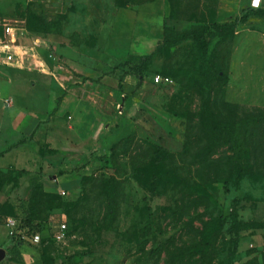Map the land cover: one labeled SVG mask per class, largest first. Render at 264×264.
<instances>
[{"label":"rangeland","instance_id":"obj_1","mask_svg":"<svg viewBox=\"0 0 264 264\" xmlns=\"http://www.w3.org/2000/svg\"><path fill=\"white\" fill-rule=\"evenodd\" d=\"M123 1L0 0L1 54L11 55L4 46L16 36L49 69L70 70L76 85L110 88L115 115V134L107 142L71 144L70 151L49 138L30 137L16 139L9 149L3 125L10 116L1 100L11 89L3 71L0 249L6 256L0 264H264V18L254 15L264 0L259 8L252 0H156L157 16L144 9L136 19L116 14ZM214 24L236 28L204 37L208 57L228 81H207L203 109V48L193 38L171 48L162 42L165 28L183 34ZM149 55L143 77L126 75ZM40 74L44 95L35 98L45 108L42 118L49 119L64 93L47 71ZM157 76L168 81L156 83ZM204 110L218 128L250 116L261 121L237 129L233 139L241 145L235 148L222 137L214 143ZM27 212L41 229V241L20 245L16 253L6 226ZM221 222L210 245L201 247L205 229Z\"/></svg>","mask_w":264,"mask_h":264},{"label":"crops","instance_id":"obj_2","mask_svg":"<svg viewBox=\"0 0 264 264\" xmlns=\"http://www.w3.org/2000/svg\"><path fill=\"white\" fill-rule=\"evenodd\" d=\"M144 9L148 10L146 14L157 16L156 13H160V2L152 1L137 10L118 9L116 14L126 16L132 13L134 17L130 18L136 19L140 13H144ZM155 30L152 28V31L159 36L160 31ZM161 32H163V28ZM11 38L4 46L9 49L8 51H11V55L8 57L2 55L1 51L6 53V50H0L1 58L4 56L0 61V80L4 75L3 71H5L6 80L11 89V92L8 91L7 93L8 96L5 95L6 100H1L6 115L10 116L7 120L9 123L3 125L8 127L6 138L12 141L11 144L9 143L11 145L9 149L15 147L16 142L13 143V141L16 139L18 142H24L33 137L34 141L49 138V141L57 144L58 147L71 151V144L87 146L92 142H98V140L99 142H107L109 138L114 136L115 133L110 127L112 117L115 116L108 103V99H110L108 97L112 95L110 88H104L103 84L96 85L88 81L76 85L78 82L71 80L74 79V76L70 70L60 72L62 70L59 69L58 65L49 69L38 54H27L25 50L28 47L17 43L16 36ZM55 67L58 69L56 70ZM46 71L56 82L54 83L57 90L64 93L58 110L55 111L56 115L49 119L42 118L46 116V113L43 112L45 108L40 106L42 103L37 104L38 100L35 98L37 94L42 93L44 95L40 88L44 86L43 78L45 76L40 73ZM108 92L109 96L107 95ZM7 101H10V104ZM51 103L52 99H49L47 103L49 110L52 107ZM67 114L70 115L65 119ZM62 119L63 121H61ZM45 159L49 161L51 158ZM60 160H62V165H69V161H66L65 158L57 159L58 162Z\"/></svg>","mask_w":264,"mask_h":264},{"label":"trees","instance_id":"obj_3","mask_svg":"<svg viewBox=\"0 0 264 264\" xmlns=\"http://www.w3.org/2000/svg\"><path fill=\"white\" fill-rule=\"evenodd\" d=\"M114 2L117 0H113ZM126 1V2H125ZM124 3H121L120 5H117L119 9L126 8L128 6V3L133 5H144L148 4L154 0H125ZM118 4V3H117ZM260 7V6H259ZM258 7V8H259ZM254 15L264 18V9L263 10H257ZM248 19V16L245 15L242 17L241 22H245ZM236 28V24H224V25H211V26H204V27H198L193 32H187L183 34H177L175 32H172L171 30L164 29V38L162 44L167 47L171 48L175 44L181 43L186 38H193L199 42L201 47L203 48V54L201 55L200 65H199V71H198V79L201 86V94L203 98V109H206V106L209 101V92L205 88L207 81L209 79H215V80H222V81H228L227 75H225L218 67H216L215 62L213 58L208 57V45L205 43L204 37L208 35L211 31H217L219 33L223 34H233L234 30ZM152 55L146 56L141 60L140 65L137 68H133L130 72H128L126 75H137L139 78L143 77L146 67L151 64L152 61ZM125 77V76H124ZM124 77L119 78V82L122 83ZM198 83V81H196ZM119 85V84H118ZM206 110H204L203 116H204V124L206 132L209 135L214 136V143H218L219 137H222V139H229L231 142V145L235 148H240L241 143L238 141H235L233 139L235 132H237L238 128H248L251 126L256 125L257 123H260L261 119L256 116H250L246 119L242 120L240 123L236 124L235 126H221L216 127L213 126L209 119V113ZM240 153H243L242 150H239ZM2 157V154H0V158ZM159 189L155 187V192L158 193ZM25 218H21V220L16 219L20 222V232L22 235H24L27 238H33L36 235H40L41 229L39 226L34 222L33 215L31 212L24 213ZM223 222L218 224L217 226L210 225L205 229L204 232V238L206 239V244L202 245L201 247L207 248L214 235L219 231V229H222ZM10 242L12 243V250L16 253H18V246L20 245H32L30 243L25 242L24 240L20 239V236L15 237H9ZM43 264H53L51 261L43 260Z\"/></svg>","mask_w":264,"mask_h":264},{"label":"built area","instance_id":"obj_4","mask_svg":"<svg viewBox=\"0 0 264 264\" xmlns=\"http://www.w3.org/2000/svg\"><path fill=\"white\" fill-rule=\"evenodd\" d=\"M261 1L262 0H258V2H257L256 0H252V3L254 5V7H259L261 5ZM154 81L156 83H158V82L168 81V79H162L160 76H157L154 79ZM6 227L9 231L8 234L10 237L20 236L21 240H24L25 242L30 243L32 245H37L41 241L40 235H36L33 238H27L24 235H22V233L20 232V228H19L20 222L16 219H9ZM65 229H66V226L64 224L59 226L58 232H57L55 238L60 239L62 237V233L65 231Z\"/></svg>","mask_w":264,"mask_h":264},{"label":"water","instance_id":"obj_5","mask_svg":"<svg viewBox=\"0 0 264 264\" xmlns=\"http://www.w3.org/2000/svg\"><path fill=\"white\" fill-rule=\"evenodd\" d=\"M6 256V251L3 249H0V262L5 258Z\"/></svg>","mask_w":264,"mask_h":264},{"label":"snow or ice","instance_id":"obj_6","mask_svg":"<svg viewBox=\"0 0 264 264\" xmlns=\"http://www.w3.org/2000/svg\"><path fill=\"white\" fill-rule=\"evenodd\" d=\"M257 2H258V0H257Z\"/></svg>","mask_w":264,"mask_h":264}]
</instances>
